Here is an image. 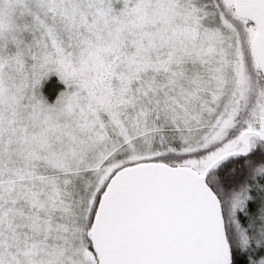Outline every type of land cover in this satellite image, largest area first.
I'll use <instances>...</instances> for the list:
<instances>
[{"label":"snow or ice","instance_id":"6c2138e0","mask_svg":"<svg viewBox=\"0 0 264 264\" xmlns=\"http://www.w3.org/2000/svg\"><path fill=\"white\" fill-rule=\"evenodd\" d=\"M0 264H264V0H0Z\"/></svg>","mask_w":264,"mask_h":264}]
</instances>
